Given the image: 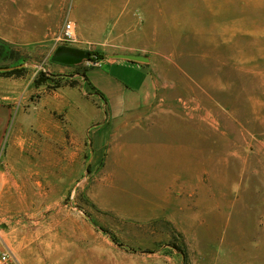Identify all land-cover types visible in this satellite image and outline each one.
I'll list each match as a JSON object with an SVG mask.
<instances>
[{
  "label": "rangeland",
  "instance_id": "1",
  "mask_svg": "<svg viewBox=\"0 0 264 264\" xmlns=\"http://www.w3.org/2000/svg\"><path fill=\"white\" fill-rule=\"evenodd\" d=\"M73 1L0 0V75L18 68L45 91L75 82L87 97L70 115L81 133L61 139L39 124L66 131L62 116L26 93L0 110V243L24 264H201L235 229L264 259V0L120 3L129 24L86 42ZM127 32L137 47L122 54ZM65 49L143 64L155 98L113 113L83 75L98 88L108 67L51 59ZM230 210L240 226L227 228Z\"/></svg>",
  "mask_w": 264,
  "mask_h": 264
},
{
  "label": "crops",
  "instance_id": "2",
  "mask_svg": "<svg viewBox=\"0 0 264 264\" xmlns=\"http://www.w3.org/2000/svg\"><path fill=\"white\" fill-rule=\"evenodd\" d=\"M150 1L152 0H79L78 2L74 0L73 3L76 5L72 6L70 17L77 26V35L80 42H86L87 40L99 41L104 37L100 29L105 26L111 28V32L106 35L107 39L110 40L118 34L113 33L115 28H124L129 24L127 23L129 22L127 16L116 17L114 15L115 8H117L116 4L146 3ZM134 33L140 37L145 32L137 30ZM129 35L130 32L123 33L116 39L118 43L115 49L122 52V54L137 47L130 44ZM94 64L96 66L93 67L107 66L109 72L103 77V81H96L98 82L96 83L98 88L92 86L86 76L84 82L89 83L93 91H95V94L113 113L139 111L130 109L146 106L155 98V80L143 64L123 60L117 55L114 57L105 56ZM55 69L66 73L60 76L58 75L57 77L61 79L68 78L67 72L63 68L55 67ZM32 77L23 74L0 75V101L5 105L0 110H8L12 114L17 100L21 95L24 97L26 93L27 96H31L30 99L35 101V104L41 102L44 110L47 111L48 115H51H49L51 119L55 118L54 115H60L63 118V122L67 123L66 126L68 127L66 131H63L57 123L52 124L50 122L47 124V120L46 123H40V128L43 129L47 137L61 139L62 136L65 137V132L67 131L81 133V131H75V125L71 124L72 118H70L73 111L79 110L76 105L82 101V98H87L83 91H81V87L78 84L71 85L64 83L50 88L49 91H45L40 84L35 83ZM88 125L89 123L87 122L86 124H82L81 127L87 128ZM17 144H23L22 137L18 140ZM14 185L17 186L15 182ZM230 217L231 210L227 213V228L240 226L238 221L231 220ZM254 238L256 240L257 236ZM259 255V250L256 245H246L245 235H240L235 229H228L224 256L219 258L218 248L215 246L210 249L209 258H201L200 263L264 264V259L259 257Z\"/></svg>",
  "mask_w": 264,
  "mask_h": 264
},
{
  "label": "water",
  "instance_id": "3",
  "mask_svg": "<svg viewBox=\"0 0 264 264\" xmlns=\"http://www.w3.org/2000/svg\"><path fill=\"white\" fill-rule=\"evenodd\" d=\"M89 55L88 53H79L78 51H74L71 49H65L59 51L51 57L53 61L66 64V65H75L80 64L83 61L88 60Z\"/></svg>",
  "mask_w": 264,
  "mask_h": 264
},
{
  "label": "built area",
  "instance_id": "4",
  "mask_svg": "<svg viewBox=\"0 0 264 264\" xmlns=\"http://www.w3.org/2000/svg\"><path fill=\"white\" fill-rule=\"evenodd\" d=\"M64 30H72V23L67 22ZM0 264H24L15 252L4 242L0 243Z\"/></svg>",
  "mask_w": 264,
  "mask_h": 264
},
{
  "label": "trees",
  "instance_id": "5",
  "mask_svg": "<svg viewBox=\"0 0 264 264\" xmlns=\"http://www.w3.org/2000/svg\"><path fill=\"white\" fill-rule=\"evenodd\" d=\"M87 53L89 55L88 60L89 61H92L93 63H96V62L100 61L101 59H103V55H102L101 52H98V51H88ZM6 73H7V75H21L22 74L21 71L18 68H14L12 70H9ZM83 75H84V77L86 76L85 72L83 73ZM42 82L43 81H42L41 78H38L35 81V83L38 84V85L41 84ZM75 84L76 83L73 82L71 85H75Z\"/></svg>",
  "mask_w": 264,
  "mask_h": 264
},
{
  "label": "bare ground",
  "instance_id": "6",
  "mask_svg": "<svg viewBox=\"0 0 264 264\" xmlns=\"http://www.w3.org/2000/svg\"><path fill=\"white\" fill-rule=\"evenodd\" d=\"M12 186V185H11ZM18 188V187H17ZM17 191V190H16ZM19 195V194H18Z\"/></svg>",
  "mask_w": 264,
  "mask_h": 264
}]
</instances>
